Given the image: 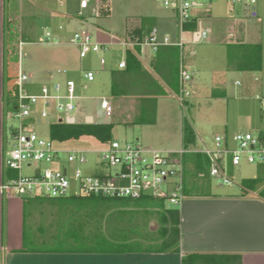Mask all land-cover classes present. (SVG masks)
Listing matches in <instances>:
<instances>
[{"label":"crops","instance_id":"0c3cea01","mask_svg":"<svg viewBox=\"0 0 264 264\" xmlns=\"http://www.w3.org/2000/svg\"><path fill=\"white\" fill-rule=\"evenodd\" d=\"M80 1L75 6H69L66 11L59 12L52 10L46 0H0V185L4 179V151L11 126L8 124L10 118L6 89L10 58L18 61L17 74L23 72L29 76L26 87L37 93L41 86L49 85H41L39 80L51 81L56 76L55 71L73 69L75 56L66 46L72 44V35L78 28L86 27L91 30L88 31L94 39L112 44L103 70L108 69L111 73L112 94L133 110L139 123L155 127L159 125V114L163 110L158 105H150L151 101L147 102L149 99L174 96L180 101V66L183 63L191 70L190 64L186 63V54L190 60H194L197 52L192 50L186 53V46L190 42L204 40L199 36L203 23L200 20L198 23L201 10L197 9L204 7L205 3L194 8L195 30L183 29L180 22L174 28L169 16L161 15L142 18V22L132 23L133 26L128 24L118 34L96 22L101 17L110 16L112 0H90L87 8H81ZM60 4L64 5V2L61 0ZM245 5L216 12L218 31L224 35L220 41L223 46L227 44L228 56L236 52L241 58V63L239 60L236 65H232L234 69L242 73H262L263 43L256 32L264 31V15L259 16L256 11L252 13L256 16L257 24L261 23L257 29H253L250 20H245ZM211 12L209 4L204 14L211 18ZM59 17L62 21L59 26L63 25L64 29L57 30L56 35L61 42L51 45L39 43L40 37L44 35V27L52 25ZM143 21L146 23L144 26ZM153 30L157 31L160 38L169 36L173 42L183 41V46L164 45L157 52H152L150 49L141 51L139 47L129 49L119 43ZM31 44L34 46L28 47ZM256 47L261 48L260 68L256 67ZM122 59L127 63L124 68L119 67ZM197 63V71L191 70L192 78L188 83L191 94L186 101H180L182 107L195 104L191 100H196L200 95L205 99H223L228 95L225 70L214 68L209 75ZM223 73L225 77H219ZM253 77L259 80V76L254 74ZM251 79L248 77L241 92L243 98L249 97L248 92L253 90ZM56 83L61 82L52 85ZM234 83L242 84L240 80ZM83 87L86 89L88 85L83 84ZM116 90L118 94L114 93ZM100 111L99 115L102 114ZM89 116L92 115H85V121ZM185 121L195 133V140L187 152L195 154L210 149L196 125L185 118L178 128L174 127L180 147L174 146L176 142L170 143V146H164L163 151L184 148ZM157 136L158 133H154V139ZM169 136L170 133H167V138ZM148 145L154 148L160 144L155 141ZM185 167L191 168L192 173L196 170L191 160ZM186 181L185 177L186 198L177 207L140 200L103 205L104 211L109 210L106 217L112 224L106 225L103 230L105 233L98 237H86L78 229L71 231L78 221L64 222V206L57 199L7 195L0 189V264H264V197L255 193L243 194L231 188L223 192L192 194L188 193ZM217 184L220 188L226 185L220 179ZM46 199L50 201L49 204L45 203ZM95 210L92 208L93 215L96 214ZM189 254L193 256L185 263L184 258Z\"/></svg>","mask_w":264,"mask_h":264},{"label":"built area","instance_id":"2783aa9c","mask_svg":"<svg viewBox=\"0 0 264 264\" xmlns=\"http://www.w3.org/2000/svg\"><path fill=\"white\" fill-rule=\"evenodd\" d=\"M166 7L177 11L182 27L194 20V8L203 6L200 0H160ZM230 4H255L257 0H227ZM90 0H81V8H87ZM64 29L63 25L59 26ZM200 39L208 37V31L201 29ZM61 42L60 37L46 31L39 43ZM71 43L78 48L81 58L95 54L101 68L107 65L106 54L111 50V43L94 39L85 29L75 31ZM126 48L139 47L141 51L150 49L157 52L161 46H183V41L173 42L169 36L160 38L156 30L143 37H132L119 41ZM126 60L119 62V67H126ZM66 72V70H63ZM88 81L95 80V72L85 73ZM192 71L183 63L179 70V99L184 102L191 91L188 83ZM29 76L19 72L17 78L18 95L15 110L9 112V118L17 120L9 128V138L4 151V179L0 189L5 194L20 197L61 199L72 196H99L104 198L130 200H162L171 205L183 204L185 194L186 150L162 151L149 149L130 142L121 143L113 140L101 144L98 148L58 147L50 137L40 135L34 129V122L46 119L66 121L74 119L71 112L76 109L78 98L76 82L68 79L65 84L43 85L39 92H30L26 88ZM264 107V98L261 100ZM101 115H113V106L106 100L101 101ZM69 123V122H68ZM234 143V144H233ZM210 159V175L217 177L223 184L231 185L234 176L228 174L229 164L248 163L264 165V132L253 133L238 131L232 138L225 135L215 137L214 148L204 151ZM99 156L98 167L91 173L84 172L88 155ZM47 164L48 166H43ZM24 165L30 167V174H23ZM17 172L10 177L9 171Z\"/></svg>","mask_w":264,"mask_h":264},{"label":"rangeland","instance_id":"374dc122","mask_svg":"<svg viewBox=\"0 0 264 264\" xmlns=\"http://www.w3.org/2000/svg\"><path fill=\"white\" fill-rule=\"evenodd\" d=\"M46 1L49 2L48 4L51 9L53 8L52 10L63 12L66 11L69 6H75L77 4V1L79 0H62L64 2V5L60 4L61 0ZM200 1L205 2V5L204 7H197L198 11L201 10L200 15L198 17V23L199 20L202 21L203 29L208 31V37L199 43L190 42L187 44L186 53H188V51L195 50L197 52V55L194 57V60H190L188 58L189 55L186 54V63L188 65L190 64L189 66L193 72H196L197 67L195 63L199 62L197 64L202 65L203 69L207 71L209 75L212 74L214 68H219L218 70L224 69L228 77V82L226 84L228 85L227 97L223 99H205L200 95L197 96L196 100H191V103L194 102L195 104H190L186 107H182L180 101L174 96H166L157 100L149 99L147 102L151 101L150 105H158L160 109L163 110L159 114V118L161 120L158 123V127L148 124L143 125L142 123H139V119L136 118L135 113L132 112L133 110L131 111L128 107H126L124 105L125 102L122 99H118V97L112 94L111 88L113 83L111 73L110 71H108V69H101L98 56L95 54H90L86 58H81L77 47L73 44H68L66 46L74 53L73 55L75 56L74 61L76 63L74 64L73 69L71 71L68 69L66 70V72L55 71L56 76L53 77L51 81L39 80L40 84L42 85L46 83L52 85V83L55 82H61L62 84H65L68 79H74L77 83V95L79 97L75 100L76 109L72 111L71 114L72 116L76 117L77 123L86 122L84 118L86 114H91L94 117L95 122L93 123H112V137L114 140H117L121 143L130 142L133 144L142 145L149 149H157L163 151V149L165 148L164 146H168L170 143L176 142L174 146H178L177 148H179L180 145L177 143V136L175 137L174 130L175 128H178L180 122L185 118H187V120L192 121L196 125V128H198L199 133L202 135L206 144L210 148H214L215 137L218 134H227L229 138H232V136L238 131H248L253 133L264 132V107L261 103V100L264 98V70L262 71V73H258L257 71H255L257 73L254 74L259 76V80H255V77H253V73H242L232 67V65H236L239 60L241 63V58L237 56L236 52L231 53L230 56L227 55V44H225L224 46L223 44H221L220 40L224 38V35L222 32L219 33L218 23L216 22L215 18L216 12L218 11L227 10L228 8L230 9V7L237 9L236 6L245 4H228V2L225 0ZM111 3L112 8L110 16L101 17L100 19H97L96 22H98L104 27L109 28L110 30H113V32L115 33L119 34L123 32V30L128 24H131V26H133V24L135 25V23L140 22V19H147L149 16H169L170 20L172 21L171 23H173L172 27L175 28L179 26V18L177 11L171 7H166L160 0H112ZM209 4H211L212 7L211 18H208V16L204 14V9ZM255 11L258 12L259 16L264 15V0H257L255 4L247 5L245 11V20H250L253 29H257V27L261 25V23L257 24L255 18L256 16L252 15V13ZM46 12L48 14V11ZM60 22H62L60 17L56 18L52 22V25L44 27L43 33L45 34L46 31H51L53 34H56L57 30L60 31L58 27ZM145 24L146 23H144L143 21V26ZM81 29L89 30L91 32V30L86 27H80L76 31ZM256 34H258L257 36L260 37V40L263 43L264 57V31H261V33L256 32ZM236 40L237 39H235L234 41ZM33 46L34 44H31L28 47ZM109 55L110 52L106 54V57H109ZM221 55L223 56V58H221ZM203 56L205 59L202 58ZM60 69L62 70L63 67H60ZM55 70L57 69L55 68ZM89 70L95 72L94 81H88L85 78V73ZM17 73L18 61L15 62L13 59L10 58L8 67V80L6 85L7 92L8 94H10L8 98L9 112L14 111L15 104H17L14 97L12 96V93L10 92L13 89L14 85H16L18 78ZM219 77H225L224 73L221 74ZM248 77L252 78L251 80H253V90H250L248 92L249 97L243 98L241 97V92L247 84L246 81L248 80ZM235 80H240L242 84L236 85L234 83ZM83 84H87L88 88L85 89L83 87ZM26 88L28 89V87ZM103 97L110 100L112 103L113 115L110 117H107L105 114L99 115V110L101 109V101ZM184 101H186V99ZM145 115L150 116L151 114ZM16 123V119H9V125ZM50 123L51 122L47 121L46 119H44L40 123L34 122V129L40 135L49 137ZM168 129H170V132ZM153 132L158 133L157 139H154ZM167 133H170V136L168 138ZM161 135L162 137H160ZM145 139H147V143L156 141L160 145H156L154 148L149 147V145L147 146ZM56 145L58 147L65 148L84 147L93 149L98 148L100 146L98 144V141L92 137H81L80 139H73L62 143L57 142ZM88 159L89 160L87 164L82 166V170L84 172L91 173L98 167L102 166L99 164V156L97 154H89ZM43 166L48 165L44 164ZM229 166L231 165L229 164ZM22 172L25 175L30 174L32 172V169L24 165ZM17 174L18 173L15 171H9L10 177L17 176ZM192 174L193 173L191 168L187 167L185 171V177L187 179L186 182L188 186L187 190L188 193L192 194L200 195L209 193L210 191L218 192V190L223 192L224 190H228L230 188L243 193L241 188L242 181L244 179L253 178L255 176L262 177V181L258 185L256 191L248 192L247 194L255 193L260 195L262 189H264V165L248 163L245 160L236 167L231 166V168H228V174L230 176H234L235 178L231 185L226 184L223 188H220V186H218L217 177H210V175L207 174L204 179H197ZM89 201L92 202L89 204V208L91 210L92 208H96L97 210L95 215H93V213H82V200L57 199V202L62 203L64 206V215H66L64 222L71 223L74 219L76 220V222L78 221L77 224L75 223L76 225L71 227V231H76V229H78V232L86 237L93 235L95 236L96 234L97 236H101L103 235V232L105 233V231L103 230H105L104 228L106 227V225L112 224L111 221H109L106 217L107 212L109 214V210L104 211L103 205L107 206V204L113 205L114 203L128 202V200L116 202L115 200L105 201L97 198H92ZM152 201L153 200H143V202ZM154 201L160 204H164L167 207H174V205H171L168 201ZM49 202L50 201L47 200L45 203L49 204ZM30 227L31 224L28 225V228ZM66 229L65 232L67 231ZM29 233L31 232L29 231Z\"/></svg>","mask_w":264,"mask_h":264},{"label":"trees","instance_id":"16d2710c","mask_svg":"<svg viewBox=\"0 0 264 264\" xmlns=\"http://www.w3.org/2000/svg\"><path fill=\"white\" fill-rule=\"evenodd\" d=\"M197 27L196 20H193L187 24L184 25L183 29L185 30H195ZM148 34V33H146ZM145 34L142 32L138 34L136 37H143ZM132 38V37H131ZM130 56V55H129ZM254 56L256 61V67H261V48L256 47L254 49ZM116 88V86H115ZM12 93V96L14 97L16 103H17V95H18V86L17 82L16 85H14L13 89L10 91ZM115 94L117 93V90L114 91ZM8 92H7V98H9ZM17 104H15L16 107ZM9 106V105H8ZM14 107V110H15ZM112 130H113V124L112 123H87V122H80V123H68L66 121H59L54 120L50 123V135L49 137L59 143L66 142L73 139H80L81 137H92L95 138L98 141V144H104L109 143L113 141L112 137ZM183 138H184V149L188 150L189 145L194 142L195 140V133L192 128V126L185 121L183 126ZM192 161L194 164V173L192 174L197 179H204L207 174L210 175V159L208 155L205 152H198L195 154H190L187 152L185 154L184 162L185 166L188 161ZM231 168V166H229ZM186 171V167H185ZM203 174V175H200ZM262 177H253V178H247L242 181V192L243 194H247L248 192L256 191L258 185L262 181ZM261 196L264 197V189L261 191ZM92 198L102 199V200H115V201H125L130 199H115V198H104L99 196H73L70 199H78L82 200L81 209L82 213H93V211L89 208V204L92 203L89 200ZM147 200H153V199H147ZM143 201V200H140ZM154 201V200H153ZM97 212V210H95ZM100 232V231H99ZM97 232V233H99ZM97 236V234H96ZM98 237V236H97ZM193 255L189 254L184 258V261L190 259Z\"/></svg>","mask_w":264,"mask_h":264},{"label":"water","instance_id":"95a60500","mask_svg":"<svg viewBox=\"0 0 264 264\" xmlns=\"http://www.w3.org/2000/svg\"><path fill=\"white\" fill-rule=\"evenodd\" d=\"M100 114H101V111H100ZM69 123H73L74 122V119L72 118L71 120H68ZM87 123H93V117L92 116H89L86 120Z\"/></svg>","mask_w":264,"mask_h":264}]
</instances>
